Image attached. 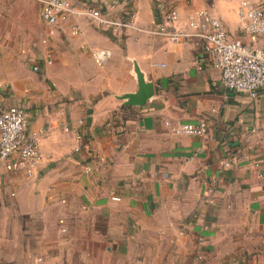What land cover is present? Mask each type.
I'll return each instance as SVG.
<instances>
[{
  "label": "crops",
  "instance_id": "obj_1",
  "mask_svg": "<svg viewBox=\"0 0 264 264\" xmlns=\"http://www.w3.org/2000/svg\"><path fill=\"white\" fill-rule=\"evenodd\" d=\"M69 1L76 14L51 27L38 0H0V111H28L43 157L34 177L0 163V264H264V88L227 92L202 47L149 34L163 22L153 0ZM241 1L172 3L182 22L206 10L246 42ZM87 8L131 10L141 31L120 47ZM136 67L154 96L125 106ZM201 121L205 136L174 131Z\"/></svg>",
  "mask_w": 264,
  "mask_h": 264
},
{
  "label": "built area",
  "instance_id": "obj_2",
  "mask_svg": "<svg viewBox=\"0 0 264 264\" xmlns=\"http://www.w3.org/2000/svg\"><path fill=\"white\" fill-rule=\"evenodd\" d=\"M38 1L42 3V17L51 27L68 21L71 15L76 14V8L69 0ZM127 1L108 0L107 5L113 10L127 5ZM153 1L162 14L163 22L156 29L149 31V34L165 37L171 44H194L202 47L212 66L220 71L221 85L225 91L244 94L252 99L258 97L260 90L264 88V3L256 4L243 0L239 5L238 19L248 39L245 42L243 39L231 37L222 20L206 10L196 11L184 23L172 0ZM83 15L88 17L94 26L110 31L116 37H121L128 31L139 30L135 25L134 14L127 13L125 18H113L100 9L87 8ZM79 32L78 26L72 28L74 35ZM109 56L110 53L105 50L92 52V57L98 65H103L105 58ZM153 67L164 65L153 64ZM28 119V111L22 107L0 111V163L4 164L8 171H12L18 164L28 177H34L43 163V157L37 136L25 134ZM78 124L82 126L84 122L79 121ZM62 127L65 132L70 131L69 125L63 124ZM174 131L178 135L205 136L208 127L201 121L197 125H182ZM81 138L78 134L77 139ZM76 151H80V148ZM234 163V156L224 160L220 173L223 174ZM255 166L260 167V164L256 162ZM90 172L92 168L88 166L86 173Z\"/></svg>",
  "mask_w": 264,
  "mask_h": 264
},
{
  "label": "water",
  "instance_id": "obj_3",
  "mask_svg": "<svg viewBox=\"0 0 264 264\" xmlns=\"http://www.w3.org/2000/svg\"><path fill=\"white\" fill-rule=\"evenodd\" d=\"M135 70L139 82V91L136 94L126 97L127 102L125 106H142L154 96L153 84L145 79V76L138 67Z\"/></svg>",
  "mask_w": 264,
  "mask_h": 264
},
{
  "label": "rangeland",
  "instance_id": "obj_4",
  "mask_svg": "<svg viewBox=\"0 0 264 264\" xmlns=\"http://www.w3.org/2000/svg\"><path fill=\"white\" fill-rule=\"evenodd\" d=\"M127 12L130 13V14H132L133 11L128 10ZM123 36H124V35H123ZM123 36H122V37H123ZM122 37H121V38H122ZM114 38H115L116 40H118L117 43L119 44L120 47H122V45H124V43H119V42H120V41H119V40H120V37H113V39H114ZM115 39H114V40H115ZM93 60H94V59H93ZM94 62H95V64H96V61H95V60H94Z\"/></svg>",
  "mask_w": 264,
  "mask_h": 264
}]
</instances>
